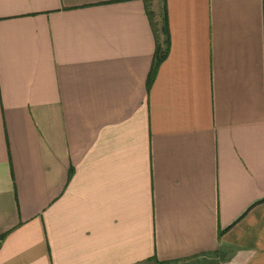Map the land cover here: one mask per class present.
Here are the masks:
<instances>
[{
  "label": "crops",
  "instance_id": "obj_1",
  "mask_svg": "<svg viewBox=\"0 0 264 264\" xmlns=\"http://www.w3.org/2000/svg\"><path fill=\"white\" fill-rule=\"evenodd\" d=\"M219 254L264 264V0H0V264Z\"/></svg>",
  "mask_w": 264,
  "mask_h": 264
},
{
  "label": "trees",
  "instance_id": "obj_2",
  "mask_svg": "<svg viewBox=\"0 0 264 264\" xmlns=\"http://www.w3.org/2000/svg\"><path fill=\"white\" fill-rule=\"evenodd\" d=\"M149 1H151V0H149ZM149 12L151 15V20L153 19V21H154L155 16H154L153 12L152 11H149ZM154 24H155V28H156L157 33H158V29H159V33L161 32L164 34L166 45H165V47H163L162 42L161 43L159 42L157 45V50L155 53V60H154L153 67H152L151 72H150L149 82H152L154 80L161 62L167 57L168 48H169V30H168L167 18L165 16H163L160 27L156 21L154 22Z\"/></svg>",
  "mask_w": 264,
  "mask_h": 264
},
{
  "label": "rangeland",
  "instance_id": "obj_3",
  "mask_svg": "<svg viewBox=\"0 0 264 264\" xmlns=\"http://www.w3.org/2000/svg\"><path fill=\"white\" fill-rule=\"evenodd\" d=\"M156 21V20H155ZM210 264H226L231 261V258L226 254H219L215 258L208 259ZM208 261H203L202 264H208ZM154 264V263H149Z\"/></svg>",
  "mask_w": 264,
  "mask_h": 264
}]
</instances>
